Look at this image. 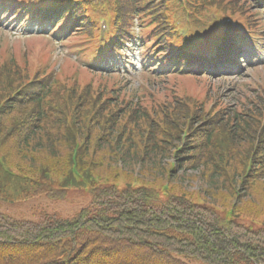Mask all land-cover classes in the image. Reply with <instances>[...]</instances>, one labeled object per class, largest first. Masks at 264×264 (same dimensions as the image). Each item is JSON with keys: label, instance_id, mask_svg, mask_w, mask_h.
I'll list each match as a JSON object with an SVG mask.
<instances>
[{"label": "trees", "instance_id": "obj_1", "mask_svg": "<svg viewBox=\"0 0 264 264\" xmlns=\"http://www.w3.org/2000/svg\"><path fill=\"white\" fill-rule=\"evenodd\" d=\"M110 1L121 41L157 3ZM75 3L65 9L83 27ZM163 4L168 19L157 13L139 24L157 52L183 66L169 16L179 0ZM28 62L0 60V199L63 200L81 190L89 202L70 218L0 215V264H264V218L243 211L264 198V87L193 110L181 98L128 100ZM188 179L207 187L196 195L183 186Z\"/></svg>", "mask_w": 264, "mask_h": 264}, {"label": "rangeland", "instance_id": "obj_2", "mask_svg": "<svg viewBox=\"0 0 264 264\" xmlns=\"http://www.w3.org/2000/svg\"><path fill=\"white\" fill-rule=\"evenodd\" d=\"M2 19V16H0V20ZM8 23V20L4 19L0 24V39L1 38H8L11 43L16 42V40L22 39L25 42L22 44L24 48H22L24 51H29V45L26 41L29 40L30 44H35L39 40V38H34L33 35H37L38 33H35L37 30V27L33 26H18V23L15 21L6 26L5 24ZM34 30V31H32ZM28 37H25V36ZM75 40L62 43L60 41V44L58 45L56 49V55H60L57 58H66V57H74V55L71 52H74L73 49L76 47L74 45ZM132 52V51H131ZM76 53V52H75ZM132 54V53H131ZM130 54V56H132ZM136 59L131 61L132 65L129 64L130 67L127 69H122V74L126 81H128L125 86L131 87L133 90L138 89L139 92H142L143 90L146 91L148 88L149 90H156L157 87H161L163 84H165V80L163 82H151L148 83L144 81V77L146 75H143L140 71L134 72V69L139 66V54H135ZM245 59H248V57L243 59V62ZM241 63L243 67V72L238 76H229V77H210L209 84L213 85V88L218 91L219 95L226 97L230 93V89L233 85V83H237L239 86L236 87L234 102L239 100L244 94H241L243 91V87L240 85H243L242 83H248L252 80H255L254 76H260L261 74H264V71H262L264 63L260 62V60L257 58L253 66L246 65V63ZM121 62H117L115 65H111L107 70H114V69H120ZM185 87L188 91H192L196 95H201L204 92V89L198 85V84H191L187 83L185 84ZM232 102V100H229V103ZM66 156V153H63V157ZM14 160V158L12 157ZM64 162L66 160L62 158ZM167 161H165V164ZM117 166V165H116ZM113 166H109L107 168L111 169ZM136 171V170H135ZM132 172V171H130ZM133 174H136L137 172H132ZM182 174V172H181ZM180 174V175H181ZM197 175V173H189ZM147 179H153V176L148 174L146 176ZM184 187L186 189H189L191 192L196 193V195L199 194L200 189L202 187H207L206 182H202L201 179L194 180V179H188L184 180ZM203 190V189H202ZM218 201H221V198H217ZM81 201L80 195L77 192H73L68 200L65 201H53L51 199L41 197V198H31L27 200H21L13 203L9 202H3L0 201V213L10 215L17 219H35V215H41V214H56L61 217L71 216L73 213H75L79 208V202ZM257 201V200H256ZM225 201L222 200L221 205H223ZM244 213H247L249 216H253L255 218H264V198L262 201H258L257 204L251 203L250 205H247L244 208ZM200 263V262H199ZM202 264V263H200Z\"/></svg>", "mask_w": 264, "mask_h": 264}]
</instances>
